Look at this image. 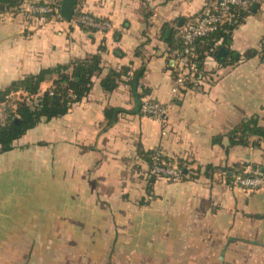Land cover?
<instances>
[{"label":"crops","instance_id":"0c3cea01","mask_svg":"<svg viewBox=\"0 0 264 264\" xmlns=\"http://www.w3.org/2000/svg\"><path fill=\"white\" fill-rule=\"evenodd\" d=\"M79 1L111 20L112 30L27 19L22 8L0 20V91L42 69L102 58L88 95L0 154V264H66L69 252L81 264H264V187L232 182L239 168L264 172L262 141L232 143L230 136L249 119L264 126V1L225 47L239 59L228 54L222 64L206 53L199 81L177 97L162 29L197 16L206 0ZM114 69L125 72L108 91L102 80ZM55 77L41 83L39 95ZM135 90L172 102L165 133L135 109ZM107 108L120 110L110 124ZM157 148L189 174L151 181L148 158Z\"/></svg>","mask_w":264,"mask_h":264},{"label":"trees","instance_id":"16d2710c","mask_svg":"<svg viewBox=\"0 0 264 264\" xmlns=\"http://www.w3.org/2000/svg\"><path fill=\"white\" fill-rule=\"evenodd\" d=\"M27 1L28 0H0V20L2 19V16L13 14L20 10V8ZM54 2L60 3V1ZM249 12H240L237 22L223 24L209 36L199 39L192 49H184V56L189 62H194L196 65L198 63H202L206 53L207 55L212 53L222 64L227 62L228 54L232 56V61H237L240 55L234 54L233 52L227 53L225 57L220 58L218 56L220 47L215 48L214 43L216 40L222 39L223 42L221 46L228 47L231 42L234 28ZM162 38L169 44L170 49L180 46L178 44V38L176 37V29L170 24H165L163 26ZM255 53V50L248 51L246 52L245 57L249 58ZM101 63V54H92L84 59L72 60L67 64L57 65L53 68L42 69L37 74L27 75L18 81H14L5 90L0 91V98H2L6 92L13 89H23L30 94L38 93L41 83L51 75H56L53 81L54 86L51 89L52 93L47 91L39 95L38 99L32 103H28L26 101L20 102L16 113L10 117L5 126L0 128V154L12 150L14 147V142L26 134L28 130L38 125V123H40L43 118L46 120H51L53 118L65 115L75 103L81 101L86 95H88L93 84L92 78L102 70ZM123 72H125V69L122 71H118L116 69L111 70L110 73L102 80V85L104 88L108 91L115 89L118 85L117 80L120 78ZM140 75L141 73H139L138 77ZM197 76H199V72ZM130 83L131 85L136 84V82L134 83V77ZM134 94L137 99L135 109L140 111L141 98L146 94V92L143 91L142 93H139L135 90ZM119 111L120 110L111 108L106 109L105 113L108 119V124H110L115 119L117 112ZM230 136L232 143L240 144H248L250 140L249 138L256 136L258 141L255 144H260L261 141L264 140V126L259 125L257 119H249L231 130ZM153 152L148 158L150 167L154 162L152 160ZM161 159L167 163L174 164L172 159L164 155ZM177 166L182 169L184 177L189 174V170L184 164H177ZM186 169L187 171H185ZM209 170H213V167L207 166L205 173L209 174ZM259 170L263 171L261 168H259ZM238 172H243V169L239 168ZM197 175H199V173ZM192 176L196 177L194 175ZM154 179L155 176H152L151 181Z\"/></svg>","mask_w":264,"mask_h":264},{"label":"built area","instance_id":"2783aa9c","mask_svg":"<svg viewBox=\"0 0 264 264\" xmlns=\"http://www.w3.org/2000/svg\"><path fill=\"white\" fill-rule=\"evenodd\" d=\"M264 0H206L197 16L176 26L177 46L170 50L175 85L172 88L174 96H178L187 85H194L199 81L198 66L189 62L184 56V49L190 50L195 43L204 37L215 32L223 24H230L238 21L240 12H249L254 2ZM22 8L27 19L50 16L54 19H63L61 15V3H38L28 1ZM3 18V17H2ZM72 22L76 25L88 28L97 32L106 33L113 28L111 20L96 16L88 12L83 2L76 3ZM200 75V72H199ZM52 93V90H49ZM39 93L30 94L23 89H13L6 92L0 98V128L5 126L10 117L16 113L20 102H35ZM172 102L167 104L158 103L147 96L141 100L140 111L143 115L150 116L162 123L163 132L167 131L169 109ZM264 150V140L262 141ZM164 152L157 148L152 154L154 161L150 167V175L155 178H164L172 182L181 181L184 178L182 169L176 164H170L162 160ZM232 182L247 189L264 187V172L251 174L248 171L237 172L233 175Z\"/></svg>","mask_w":264,"mask_h":264},{"label":"water","instance_id":"95a60500","mask_svg":"<svg viewBox=\"0 0 264 264\" xmlns=\"http://www.w3.org/2000/svg\"><path fill=\"white\" fill-rule=\"evenodd\" d=\"M76 3H77V0H62V2H61V15L63 16V18H65L67 20H71ZM257 3L258 2L253 3V5H252L253 10L257 6ZM226 54H227V49L225 47H221L220 50L218 51V56L220 58H223V57H225ZM185 171H187V169Z\"/></svg>","mask_w":264,"mask_h":264},{"label":"rangeland","instance_id":"374dc122","mask_svg":"<svg viewBox=\"0 0 264 264\" xmlns=\"http://www.w3.org/2000/svg\"><path fill=\"white\" fill-rule=\"evenodd\" d=\"M170 50H172V49H170ZM66 256L67 257L63 259V261L66 259V261H64V262H68L66 264H78V263L81 264L80 259L82 258V256L80 254H75V253L69 252V254H66ZM105 258H107V254H105ZM106 263H107V259H106Z\"/></svg>","mask_w":264,"mask_h":264}]
</instances>
